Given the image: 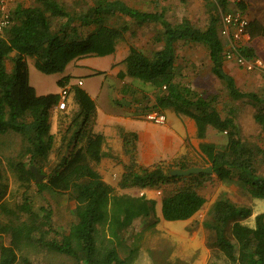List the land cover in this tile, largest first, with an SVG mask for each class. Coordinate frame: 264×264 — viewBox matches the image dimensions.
<instances>
[{
    "label": "trees",
    "instance_id": "1",
    "mask_svg": "<svg viewBox=\"0 0 264 264\" xmlns=\"http://www.w3.org/2000/svg\"><path fill=\"white\" fill-rule=\"evenodd\" d=\"M219 1L223 9L228 8L227 0ZM39 3L29 7L17 6L12 22L0 34V139L16 133L22 140L18 159L9 158L7 164L24 188L23 200L14 208L8 207L5 201L8 184L0 163V211L9 217L7 221L0 219V239L9 238L8 243L0 242V264H17L20 259L32 264L27 255L38 246L70 256L76 264H129L139 252L142 233H136L128 243L126 231L137 220L145 222L156 215L155 201L134 191L161 189L172 182L187 181L184 186L165 192L162 198L165 220H187L206 204V198L199 193L196 185L212 177V173L174 176L171 174L172 165L143 166L136 152L137 134L125 132L124 151L129 161L115 182L105 180L97 168L104 155L105 137L99 132L87 133L86 129L97 104L78 85L71 89L79 108L64 130L63 125L57 128L62 129L59 139L53 129L51 112L60 95L37 94L30 83L27 57H35L36 67L46 74L60 72L78 56L114 52L116 41L123 32L103 23H99L97 29L87 36L77 32L71 34L64 28L68 27L65 25L54 31L53 17L69 16L70 22L75 19L74 16L57 0H39ZM238 6L245 10L247 4L242 2ZM101 9H89L78 19L84 23L92 22ZM121 10L140 21L163 18L159 13L133 11L126 5H122ZM163 25L164 48L148 57L132 47L125 59L126 73L152 82L159 89L153 108H173L177 113L194 118L199 137L205 136L209 125L225 132L228 143L223 151H217L215 144L201 145L213 164V174L220 180H236L252 197L264 198V174L256 167L255 151L242 139L233 112L223 117L214 97H204L190 86L177 82L174 76V42L183 39L203 43L209 49L212 72L225 82L230 96L235 99L249 97L257 105H264V99L259 95L241 91L224 69L219 12L211 15L205 29L186 22L173 26L163 20ZM256 27L264 34V26H258L256 22L249 24L247 32L257 34L259 30ZM73 28L76 31L75 26ZM242 51L248 57L256 55L247 46ZM13 52H16L15 56H11ZM9 60L12 62L9 63ZM69 80V76L61 78L60 86L68 85ZM256 117L264 122L263 113L259 112ZM6 143L9 142L3 141V144ZM53 153L58 156L56 160L52 157ZM33 165L45 174L40 182L36 181ZM31 187L39 193L49 190L54 195L68 194L72 201L70 211L73 220L66 232L54 225L50 207L37 208L33 205L28 194ZM252 213V207L238 204L226 194H222L209 208L205 225L213 232L214 246L223 253L225 264H264V211L256 215L255 226L240 221ZM156 223L157 220H154L152 226L155 227ZM122 249L125 256L121 255Z\"/></svg>",
    "mask_w": 264,
    "mask_h": 264
},
{
    "label": "crops",
    "instance_id": "2",
    "mask_svg": "<svg viewBox=\"0 0 264 264\" xmlns=\"http://www.w3.org/2000/svg\"><path fill=\"white\" fill-rule=\"evenodd\" d=\"M57 1L64 5L66 11L74 16L75 19L69 22V16L64 18L53 17L52 29L54 31H58L62 25H65L68 27L64 28L71 31V34L77 32L80 35L87 36L97 29L99 23H103L109 27L121 29L123 35L116 41L114 52L105 55L86 54L78 56L71 60L63 71L59 72L60 79L66 76L70 77L68 85L64 87L60 86L61 90L67 87L69 94L65 109L58 108L57 104L52 108L51 121L53 123V129L57 131L59 125L57 126L56 124L61 123L64 124L65 129L70 123L72 115L78 110L79 105L76 103L74 93L71 89L72 86L78 85L86 90L97 104L95 113L87 124L86 129L87 133L99 132L105 137L103 144L104 155L97 167L105 180L115 182L124 172L125 164L129 161L128 154L124 151L123 135L125 132H134L137 134L136 152L138 161L143 166H153L159 163L169 164V166L172 165L174 166L173 169L182 168L179 165H187L186 168L192 166H213L210 162L208 153L201 148V145L215 144L217 146V151H223L228 143L226 133L220 132L209 125L205 136L199 137L195 119L186 114L177 113L173 108L159 110L166 115L165 123L157 124L148 120L147 112L151 109H156L153 108L152 105L155 103L156 94L159 92V89L152 82L144 81L138 77L127 74L125 59L129 55L132 47L137 48L148 57H152L156 51L164 48L165 41L163 39V33L165 31V26L163 25V20L169 22L173 26L181 25L186 22L196 28L205 29L210 22L211 15L218 11L220 1ZM251 1L252 0L246 1L247 6L245 10H243L244 13L250 19V23L256 22V25L264 26V17H261V15L259 16L260 12L257 13L256 11V13H253L251 10L253 5ZM117 2L121 4H117ZM39 4V0H16L15 6L11 8L12 16L17 6L29 7ZM78 5L79 7H75ZM122 5H126L133 11H140L142 13H159L163 18L154 21H140L136 17L131 16L129 12L125 13L121 10ZM99 7L102 9L95 14L94 21L84 23L82 20L78 19L79 15L87 12L89 9ZM255 7H258V5H255ZM259 8H261V6H259ZM197 20L204 21V24L199 25ZM154 25H156L154 28L155 31L145 34L150 31L151 27ZM74 26L76 31H74ZM256 30H259V32L255 35H253L251 31H248V34L245 36V46L252 48L256 56L264 60V51L260 49L261 47L259 46V38L264 34H261L262 29H257L256 27ZM219 35L224 42L225 49V39L221 35L220 26ZM174 48L175 57L173 69L177 82L186 86L188 85L191 89L199 92L193 85L191 86L188 83L193 81H196L198 84L201 82L203 83L204 80L208 78L207 75L209 77H217L212 72V61L209 49L205 44L179 39L174 42ZM15 55L16 52H13L11 56ZM28 57H31L35 64V57ZM224 69L233 77L237 87L243 92L248 93L250 91L243 90L242 88L248 90V88L254 85L262 89L264 88V72L247 71L233 61H228L225 58ZM82 77L93 78L96 82L86 84ZM80 80H82V84H79ZM223 83L225 85L224 81ZM34 88L36 89V87ZM41 89L43 90V88ZM60 93L61 91L56 94L60 95ZM199 93L203 95L201 92ZM43 94L49 93L43 92ZM102 96L105 97L104 101H99ZM106 96L108 98H106ZM219 111L223 117H226L222 114L220 109ZM230 111L231 110H229V115ZM215 177V174L212 172V177L205 178L200 185H204L208 180L214 179ZM226 180L230 179H225L224 181ZM183 182L186 183L187 181ZM157 190L156 188H143L134 192L140 194L141 191H144L146 197L153 199L155 201L157 213L159 211L162 217L163 196L158 195ZM222 194L228 196L225 191H222L219 196L213 197L208 203L212 205Z\"/></svg>",
    "mask_w": 264,
    "mask_h": 264
},
{
    "label": "rangeland",
    "instance_id": "3",
    "mask_svg": "<svg viewBox=\"0 0 264 264\" xmlns=\"http://www.w3.org/2000/svg\"><path fill=\"white\" fill-rule=\"evenodd\" d=\"M253 13L260 12L259 16L264 17V0H252ZM16 0H13L11 8L15 6ZM67 4V3H66ZM258 5V7H255ZM261 6V8H259ZM75 7H79L75 6ZM235 8V5L229 4L227 9H223L220 5L218 12L221 15L226 10ZM258 8V9H256ZM221 19V18H220ZM197 23L204 24V21L197 20ZM156 25L151 27V30L145 34L154 32ZM260 49L264 51V35L259 38ZM28 58L29 72L31 85L36 87L37 94L43 95L45 93H58L61 87L58 83L60 79L59 72L46 74L40 71L34 64L31 57ZM12 60L9 61L11 63ZM11 65V64H9ZM206 71V68H205ZM264 74V73H263ZM204 82L198 84L196 81L189 82L195 89L203 94L204 97H214L218 108L222 114L229 115V110L233 112L236 122L240 128V135L242 139L250 145L255 151L256 167L259 172L264 174V122L257 120L259 112L264 114V105H257L249 97L235 99L230 96L223 81L217 77H209ZM83 81L87 83L96 82L93 78L82 77ZM85 84V85H86ZM264 87V86H263ZM43 88V90L41 89ZM243 90L254 92L264 99V88H259L257 85ZM104 96L99 101H104ZM106 98H108L106 96ZM259 107H262L259 108ZM230 111V113H231ZM63 125L64 124H56ZM62 129L57 130V137L61 138ZM3 141L9 143L3 144ZM22 148V140L16 133H10L0 139V163L2 165V173L5 181L8 184V191L5 196V201L8 207H15L17 203L23 200L24 188L17 180L15 173L7 164L9 158L18 159V154ZM52 157H58L55 153ZM169 165V164H164ZM171 165V164H170ZM183 181L172 182L164 185L162 194L165 192H172L181 186H184ZM196 189L206 198V204L197 212L192 218L187 220H165L161 217L159 211L152 218H148L145 222L137 220L133 226L126 231L125 236L128 238V243L134 239L136 233H142L139 240V252L129 264H209L215 262L217 264H225L226 260L223 253L214 246L213 232L205 225V220L208 218V210L212 206L208 203L213 197L219 196L222 191H225L228 196L236 203L252 207L253 213L248 218L240 221L255 226V217L257 214L264 211V198L252 197L237 183L236 180L222 181L217 179L208 180L204 185H196ZM28 194L31 196L32 203L35 207L40 206L50 207L53 211L52 219L54 225L58 230L66 232L73 220L70 211L72 201H70L68 194L54 195L49 190L39 193L35 187H31ZM210 205V206H209ZM8 216L0 211V219L7 221ZM157 220V223L152 226V222ZM0 239V242L8 243V236ZM138 239V238H137ZM122 256H125V250L122 249ZM32 261V264H58L65 262L67 264H76L74 258L67 255L53 253L43 246H38L35 250H31L27 255ZM17 264H28L20 259Z\"/></svg>",
    "mask_w": 264,
    "mask_h": 264
},
{
    "label": "built area",
    "instance_id": "4",
    "mask_svg": "<svg viewBox=\"0 0 264 264\" xmlns=\"http://www.w3.org/2000/svg\"><path fill=\"white\" fill-rule=\"evenodd\" d=\"M227 1L229 4L235 5V8L226 10L220 15V32L225 39L224 58L228 61H233L247 71L264 72V60L261 57L256 55L248 57L242 51L245 46V36L248 34L247 27L250 24V19L238 5L242 2L246 3L247 0ZM12 2L13 0H0V34L12 22ZM79 84H82V80L79 81ZM68 94L69 90L67 87L61 90L59 101L57 102L58 108H66ZM147 119L154 123L162 124L166 121V115L157 109H151L147 112ZM142 194H144V191L140 192V195ZM157 194L161 195L162 190L158 189Z\"/></svg>",
    "mask_w": 264,
    "mask_h": 264
},
{
    "label": "water",
    "instance_id": "5",
    "mask_svg": "<svg viewBox=\"0 0 264 264\" xmlns=\"http://www.w3.org/2000/svg\"><path fill=\"white\" fill-rule=\"evenodd\" d=\"M32 171L35 174L36 177V181L40 182L44 179L45 174L42 173L36 166H32ZM212 173L213 172V166H205V167H201V166H192L189 168H176V169H172L171 170V174L174 176H188L191 174H196V173Z\"/></svg>",
    "mask_w": 264,
    "mask_h": 264
}]
</instances>
